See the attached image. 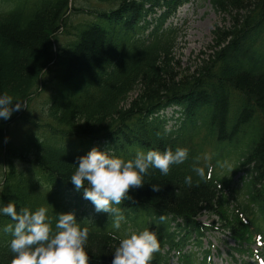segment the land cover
<instances>
[{"label": "trees", "instance_id": "trees-1", "mask_svg": "<svg viewBox=\"0 0 264 264\" xmlns=\"http://www.w3.org/2000/svg\"><path fill=\"white\" fill-rule=\"evenodd\" d=\"M0 1V93L24 105L0 120V202L18 211L44 206L53 228L57 214L73 212L88 229V264H111L120 229L155 217L169 222L150 225L160 244L151 264H168L164 245L180 255L192 237L200 247L215 229L196 221L203 214L218 216L238 255L252 258L244 244L255 235L264 243V0H209L228 26H216L208 53L185 68L176 59L184 32L169 21L190 0H95L109 9L76 26L70 20L80 10L71 0ZM47 90L50 98L36 110L32 103ZM168 107L177 108L178 119L160 114ZM11 128L17 143L8 139ZM93 147L124 159L183 147L188 158L167 175L150 169L143 187L117 205L125 223L116 230L113 217L96 212L70 182L76 158ZM205 147L215 155L234 148L228 177L194 171ZM241 170L247 180L235 193L242 202L229 211L223 193ZM176 219L182 223L171 232ZM10 223L0 215V264L12 262L11 235L2 231ZM209 257L205 251L197 261L187 252L180 259L209 264Z\"/></svg>", "mask_w": 264, "mask_h": 264}, {"label": "clouds", "instance_id": "clouds-1", "mask_svg": "<svg viewBox=\"0 0 264 264\" xmlns=\"http://www.w3.org/2000/svg\"><path fill=\"white\" fill-rule=\"evenodd\" d=\"M23 106L19 101L14 102L11 95L0 93V120L7 121ZM187 158L188 149L183 147L174 151H138L132 159L93 147L76 158L77 166L70 182L74 190H82L83 198L92 203L96 212L111 215L113 227L120 229L125 217L117 205L132 199L129 191L143 187L144 177L150 169L167 175L170 166L182 164ZM194 171L200 176L205 175L204 168L198 167ZM184 183L191 185L192 177L185 176ZM151 189L160 190L158 185H151ZM0 215L13 221L2 229L11 235L8 242L13 254L11 264H88L89 256L85 250L88 229L81 227L73 212L57 214L54 228L48 208L44 206L34 211L27 207L18 211L14 203L0 202ZM159 248L154 231L148 228L131 231L119 239L111 264H151L153 254Z\"/></svg>", "mask_w": 264, "mask_h": 264}, {"label": "rangeland", "instance_id": "rangeland-1", "mask_svg": "<svg viewBox=\"0 0 264 264\" xmlns=\"http://www.w3.org/2000/svg\"><path fill=\"white\" fill-rule=\"evenodd\" d=\"M74 8L80 10V12H74L75 16L71 17L72 23L74 26L77 24H83V23H92L95 20L96 13L97 12H103L109 9L107 6H103L98 4L94 0H74ZM87 7V8H85ZM87 10H85V9ZM89 11L91 14L89 15ZM229 17L225 15H220L216 13L211 4H209L208 0H194L187 5L181 7L176 15V20L173 21V23L179 26H183L185 28V34L180 39L179 47L177 49V55L176 59H180L181 66L183 68L193 65V62L196 61L197 58H201L202 55L201 52H207L208 46L212 44V31L218 27L228 26L229 23ZM65 38L60 35L59 36V42H64ZM208 53V52H207ZM51 93L45 92L39 99L35 100V108L38 109L39 105L44 100H48L50 98ZM167 113V112H166ZM168 114H170V111H168ZM12 133L9 135V140L12 143H17V129H12ZM233 159H230L228 162H226L225 167L227 169L233 168ZM221 174H223V169L220 171ZM237 178L235 177V180ZM68 193H65V196L67 197ZM237 201H239V198L235 197ZM68 200V197H67ZM236 205L234 201L230 203V205ZM91 210L92 206H86ZM214 219V218H213ZM211 218L207 219L206 215H202L199 217V221L202 223L211 222L213 220ZM139 225L142 224L141 221L138 222ZM150 223L148 224V228L150 227ZM157 223V222H156ZM132 231H140L139 228H131ZM142 231V230H141ZM211 241L212 245L215 250H217L220 253L219 257H216L214 255V258L212 259L213 264H236L231 263V261L228 259L226 255V246H225V238L223 237L222 233L220 232H213L211 231L208 236L207 240L203 241V249L206 248L207 241ZM231 245V244H230ZM175 263L174 261H172Z\"/></svg>", "mask_w": 264, "mask_h": 264}]
</instances>
